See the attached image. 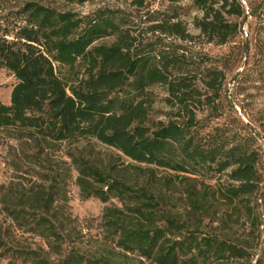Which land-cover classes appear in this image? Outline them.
Returning <instances> with one entry per match:
<instances>
[{"label": "trees", "instance_id": "16d2710c", "mask_svg": "<svg viewBox=\"0 0 264 264\" xmlns=\"http://www.w3.org/2000/svg\"><path fill=\"white\" fill-rule=\"evenodd\" d=\"M145 1L130 0V5L140 10ZM192 3L202 13L193 27L206 43L224 45L238 32V23L229 19L243 15L237 1ZM124 14L103 9L79 17L33 2L9 6L0 0V69L14 78L9 103L0 101V139L32 144L43 154L53 145L89 137L134 163L192 177L211 178V172L231 168L228 179L236 184L221 198L232 202L252 195L259 182L256 153L233 149L225 153L199 144L196 114L219 96L224 73L211 67L193 73L184 53L163 42L194 39L176 15L149 25L146 30L156 36L144 43L139 26ZM107 37H113L109 45L96 44ZM154 87L166 95L161 99L169 109L165 122L150 119ZM68 156L83 190L90 180L98 185L87 196L119 202V209L105 208L101 225L115 248L151 264H249L244 248L226 239L196 236L169 218L158 225L146 188L128 185L81 157ZM9 192H4L5 200ZM27 196L30 204L25 206L3 202L8 229L38 237L47 251L12 248L11 257L20 264H104L74 247L62 248L67 235L54 218L51 185L31 189ZM3 241L0 234V248ZM254 264H264V251Z\"/></svg>", "mask_w": 264, "mask_h": 264}, {"label": "rangeland", "instance_id": "374dc122", "mask_svg": "<svg viewBox=\"0 0 264 264\" xmlns=\"http://www.w3.org/2000/svg\"><path fill=\"white\" fill-rule=\"evenodd\" d=\"M9 6L33 2L59 12H71L79 17L98 10H121L124 16L138 25L137 31L144 43L155 36L146 28L155 21L176 15L186 24L191 42L166 38L165 44H173L175 50L184 53L199 73L206 67L224 73L225 79L219 96L210 108L197 112L199 144L205 148L219 147L228 150L254 152L255 169L259 175L257 191L241 200L228 202L221 195L230 185L231 168L224 172H211L208 176L192 177L154 165L134 163L94 138H82L53 145L45 153L37 152L33 145H20L0 139V234L5 244L0 248V264H20L11 257L12 248H35L47 251L43 241L21 231L8 229L9 220L2 211L3 202L15 206L30 204L31 189H53L54 218L65 227L63 249L74 247L84 254L104 260V264H151L135 254L124 253L106 240L102 228L105 208L120 207L116 199L102 202L88 191L98 187L91 185L84 190L78 184V173L68 155L81 157L100 168L106 175L144 187L151 196L155 222L164 218L176 221L196 236H216L243 247L254 264L264 251V0H235L242 9L240 18H229L238 23V32L224 45L206 43L198 37L193 20L201 18L192 0L169 4L165 0H146L144 8L137 10L130 0H4ZM154 21V22H153ZM135 27V28H136ZM113 37L96 44L109 45ZM199 75V74H198ZM14 78L0 69V101L9 103ZM198 87L202 88L200 83ZM156 102L150 114L154 122L166 121L169 109L161 99L166 95L162 88L154 87ZM10 191L6 200L4 192ZM213 193V195H212ZM5 200V201H4ZM22 202V203H21ZM50 257L55 258L54 255ZM246 264V263H245ZM248 264V263H247Z\"/></svg>", "mask_w": 264, "mask_h": 264}]
</instances>
